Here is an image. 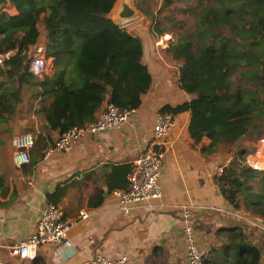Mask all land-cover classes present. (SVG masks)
I'll return each instance as SVG.
<instances>
[{
  "label": "trees",
  "instance_id": "16d2710c",
  "mask_svg": "<svg viewBox=\"0 0 264 264\" xmlns=\"http://www.w3.org/2000/svg\"><path fill=\"white\" fill-rule=\"evenodd\" d=\"M160 1L157 15L150 18L149 33L160 37L176 29L168 52L183 59L178 85L193 97L174 108L166 106L160 113L174 117L188 111L193 143L203 138L209 142L201 147V154H228L231 146L254 133L264 121L259 113L260 92L252 87L258 76L252 71L264 65V0H216L217 5H203L198 14L200 24H193V29L165 16L166 9H173V0ZM115 2L11 0L14 14L0 12V52L16 51L0 66V120L10 121L9 137L13 136L23 91L29 93L35 112L58 136L94 121L105 103L120 110L140 107L151 77L141 61L140 38H133L109 17ZM192 9L195 13L186 5L183 11ZM163 21L169 22L170 28H165ZM235 21L240 22V35L224 31L227 24L231 30ZM39 24L44 29L45 55L54 60L53 74L42 78L28 67V53L40 36ZM227 162L222 174L213 177L220 195L236 213L244 212L263 227L264 172L248 168L235 157ZM130 169L129 165L114 167L111 178L124 180L112 187L125 190ZM3 182L0 177V185ZM112 187L108 192L115 191ZM62 195L63 189L57 188L46 195V202L57 206ZM95 199L90 205L97 207L103 194L97 193ZM244 226L236 223L220 230L221 243L207 251L203 264H261L262 248L253 244Z\"/></svg>",
  "mask_w": 264,
  "mask_h": 264
},
{
  "label": "crops",
  "instance_id": "0c3cea01",
  "mask_svg": "<svg viewBox=\"0 0 264 264\" xmlns=\"http://www.w3.org/2000/svg\"><path fill=\"white\" fill-rule=\"evenodd\" d=\"M40 29L37 45L43 47L42 24ZM136 33L142 42L141 61L150 74L151 84L140 107L121 129L101 132L81 141L70 153H55L43 160L45 148L58 135L35 112L27 91L22 92V102L14 116L12 137L7 132L12 127L10 121H0V177L4 180L0 185V244L11 246L32 234L47 205L46 195L57 188L63 189L57 206L64 218L76 220L80 211L94 210L92 216L71 228L70 256L55 260L53 246L46 245L37 249L33 259L12 258L3 251L4 264H87L96 255L108 258L125 255L129 264L183 262L186 258L181 233L183 207L191 214L199 247L209 251L219 246L220 230L241 223L245 225L243 231L253 238V244L262 248L261 264H264V226L256 222L259 227H251L253 219L244 212L236 213L222 198L213 179L216 169L226 166L232 155L203 156L200 149L209 142L203 138L193 143L188 131V111L174 115L173 127L164 140L165 155L158 180L161 197L137 203L129 214L123 215L116 197L108 192L124 180V177L121 181L111 178L113 168L131 166L150 148L152 129L161 109L174 108L193 98L179 88V68L184 61L169 54L168 46L173 39L170 36L165 39L167 34L156 37L147 31ZM47 59L45 75L51 76L54 60ZM21 134H31L34 145L29 151V164L18 168L12 159V140ZM116 189L119 188H111ZM99 192L103 194L102 203L91 206Z\"/></svg>",
  "mask_w": 264,
  "mask_h": 264
},
{
  "label": "built area",
  "instance_id": "2783aa9c",
  "mask_svg": "<svg viewBox=\"0 0 264 264\" xmlns=\"http://www.w3.org/2000/svg\"><path fill=\"white\" fill-rule=\"evenodd\" d=\"M125 28V24L119 25ZM131 32V31H130ZM132 37H137L131 33ZM15 50L0 52V66L12 59ZM29 71L39 78L45 75L47 69V57L42 46H33L29 53ZM133 111L120 110L113 104L105 103L94 121L81 127H73L56 141L48 145L43 152V160H47L55 153H70L78 144L108 130H119L128 121ZM173 116L168 113H159L156 116L155 125L152 129V142L150 148L137 157L131 164V170L127 175L128 188L124 191L115 190L112 193L118 202L119 211L123 215L131 212L134 205L140 202L158 199L161 197L159 177L161 176L162 162L165 155L164 140L173 127ZM34 145L31 134L17 135L12 140L14 148L13 163L20 168L29 164V151ZM232 156L242 161L248 168L264 172V122L259 124L257 130L243 138L234 145ZM224 166L218 167L215 176L223 172ZM93 209L83 210L78 213V219L68 220L64 218L59 206L49 204L44 207L38 218L32 234L19 243L4 246L0 244V264H4L2 252L17 259H33L36 251L41 246H53L52 256L55 260L63 259L73 253V247L69 238V232L79 221L92 216ZM181 233L183 235L186 258L183 262L174 264H203L207 250L199 247L194 236V227L189 210L185 207L181 210ZM239 216V215H238ZM245 222H248L245 220ZM251 227H259L252 221ZM264 231V228L262 229ZM87 264H129L128 257L122 255L118 258H108L103 255L94 256Z\"/></svg>",
  "mask_w": 264,
  "mask_h": 264
},
{
  "label": "rangeland",
  "instance_id": "374dc122",
  "mask_svg": "<svg viewBox=\"0 0 264 264\" xmlns=\"http://www.w3.org/2000/svg\"><path fill=\"white\" fill-rule=\"evenodd\" d=\"M162 1L160 0H133L132 5L136 10V17L133 21L126 23L125 28L131 33H134L137 35L136 32L139 31H147L149 32L150 28L152 27V21L151 16L157 15V10L160 7V4ZM217 5L216 0H173L172 8L173 9H166L165 16L168 18H172L173 20H180L183 21V24L186 25L189 29H193V24H200V20L198 17V14L202 11V6H210V5ZM186 5H190L192 8H194L195 13L192 11H183L186 9ZM2 11L7 12L8 14H14V11L12 9H3ZM110 18L113 20V12H110ZM163 16L162 14L160 17ZM159 17V16H158ZM233 28H229V24L225 27V32L234 33L237 35H240V29L238 30V26H240V22L235 21L231 22ZM163 26L165 28H170V23L167 21H163ZM121 25V24H119ZM41 27V24H39V30ZM234 29V30H233ZM176 29H172V34H167L168 36L165 37V39H168L169 36L174 40L175 39V32ZM163 36V35H162ZM212 37H207V41H211ZM41 46V45H39ZM257 72L258 76L254 77V83L252 87L257 90V92H260L258 95L260 99L263 101L261 102L262 105L259 107V113L260 116L264 118V65L257 66L253 71L252 74ZM259 77V79H258ZM4 121V120H0ZM264 122V121H263ZM262 123V122H261ZM8 127V126H7ZM255 132V131H254ZM234 146H231L229 153V156L233 154ZM233 158V156H232Z\"/></svg>",
  "mask_w": 264,
  "mask_h": 264
},
{
  "label": "water",
  "instance_id": "95a60500",
  "mask_svg": "<svg viewBox=\"0 0 264 264\" xmlns=\"http://www.w3.org/2000/svg\"><path fill=\"white\" fill-rule=\"evenodd\" d=\"M133 0H116L113 9V21L116 24H126L136 17V10L132 5ZM11 8V0H0V12Z\"/></svg>",
  "mask_w": 264,
  "mask_h": 264
}]
</instances>
